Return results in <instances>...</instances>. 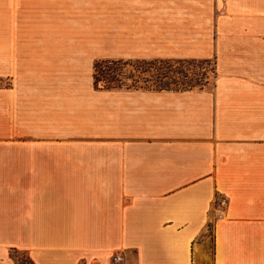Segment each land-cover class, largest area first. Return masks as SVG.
<instances>
[{
  "label": "crops",
  "instance_id": "1",
  "mask_svg": "<svg viewBox=\"0 0 264 264\" xmlns=\"http://www.w3.org/2000/svg\"><path fill=\"white\" fill-rule=\"evenodd\" d=\"M217 2H127L108 44L90 2L0 0V264H264V0ZM99 58L214 76L105 87Z\"/></svg>",
  "mask_w": 264,
  "mask_h": 264
},
{
  "label": "trees",
  "instance_id": "2",
  "mask_svg": "<svg viewBox=\"0 0 264 264\" xmlns=\"http://www.w3.org/2000/svg\"><path fill=\"white\" fill-rule=\"evenodd\" d=\"M196 59H101L94 63V81L105 87H145L153 89H195L203 83L188 79L183 65ZM207 62L209 59H200ZM212 61V60H211ZM213 64V61H212ZM130 69H126L125 67ZM212 69L213 65H212ZM213 71V70H212ZM126 79H129L127 82ZM17 264H24L15 260Z\"/></svg>",
  "mask_w": 264,
  "mask_h": 264
},
{
  "label": "rangeland",
  "instance_id": "3",
  "mask_svg": "<svg viewBox=\"0 0 264 264\" xmlns=\"http://www.w3.org/2000/svg\"><path fill=\"white\" fill-rule=\"evenodd\" d=\"M138 2V1H166L167 3L173 5L178 4L179 2L185 3L187 5V10L191 12H195L196 10L204 13L207 12V15L209 14V4L216 3V0H199V2L203 1V5H199L198 9H196L195 1L196 0H78V2H90V5L85 4V9L89 7L90 10V24H91V31L92 34H99L101 38H104L109 42L113 43V38L115 34V27L117 24H120L121 22L125 23L127 20L126 17H130L131 14H128L130 11H135L136 16H138V13L141 11H145L143 9H138L135 7V9H131L130 4L127 2ZM219 2V0H218ZM217 2V3H218ZM168 11V10H165ZM190 20V19H188ZM209 21V18L207 19ZM203 28L205 29V32L209 29H212V25L205 23L202 24ZM196 27V26H195ZM188 30L194 28L193 25L187 24ZM207 28V29H206ZM108 59V58H107ZM117 59V58H112ZM123 60L128 58H121ZM130 59V58H129ZM96 60H101L96 59ZM95 60V61H96ZM195 63H189L182 66V69L187 74L188 79H191L190 81H193L194 79L199 80V83H203V85H210L213 80V69H212V61L208 60L207 62L201 61L200 59H196ZM95 63V62H94ZM126 69H130L128 66L125 67ZM128 82L129 79H126ZM101 84L103 82L100 81ZM207 235L212 234V228L211 224L207 227ZM211 237V236H210ZM12 257L14 260H18L20 262H23L24 264H31L28 258L24 256V254L20 252H12Z\"/></svg>",
  "mask_w": 264,
  "mask_h": 264
},
{
  "label": "built area",
  "instance_id": "4",
  "mask_svg": "<svg viewBox=\"0 0 264 264\" xmlns=\"http://www.w3.org/2000/svg\"><path fill=\"white\" fill-rule=\"evenodd\" d=\"M221 202L224 204V202H225L224 198L221 199ZM114 259L115 260H120V256H114Z\"/></svg>",
  "mask_w": 264,
  "mask_h": 264
}]
</instances>
